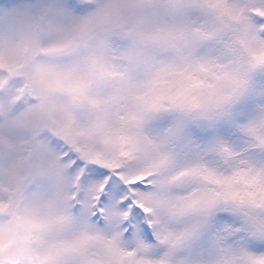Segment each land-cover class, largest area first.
I'll list each match as a JSON object with an SVG mask.
<instances>
[{"label":"snow or ice","instance_id":"obj_1","mask_svg":"<svg viewBox=\"0 0 264 264\" xmlns=\"http://www.w3.org/2000/svg\"><path fill=\"white\" fill-rule=\"evenodd\" d=\"M0 264H264V0H0Z\"/></svg>","mask_w":264,"mask_h":264}]
</instances>
